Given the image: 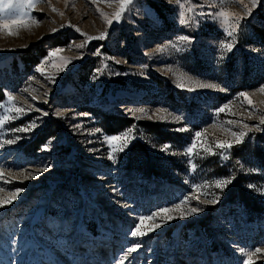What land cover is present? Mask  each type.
Instances as JSON below:
<instances>
[{"label": "rangeland", "instance_id": "374dc122", "mask_svg": "<svg viewBox=\"0 0 264 264\" xmlns=\"http://www.w3.org/2000/svg\"><path fill=\"white\" fill-rule=\"evenodd\" d=\"M17 3L20 22L5 17L7 26L0 28V114L5 108L11 109L9 116H17L15 107L30 110L0 126V200L22 189L0 207V264H115L137 242L141 248L124 264H243L245 258L264 264V251H255L264 249V199L246 188L249 183L264 188V0L255 7L252 0H131L110 25L118 0ZM181 3L185 18L189 7L202 4L211 8L197 11L223 8L243 15L251 8L252 15L229 35L231 15L215 22L201 17L199 27L178 24ZM101 32L104 39L83 35ZM182 33L195 40L176 52L166 42ZM222 40L233 49L227 51ZM82 43L83 48L77 46ZM52 48L60 51L38 71L36 65ZM210 84L220 88L198 87ZM240 92L249 94L252 105L236 95ZM222 105L224 110L216 112ZM176 115L185 119L174 121ZM185 123L187 131L175 130ZM253 123L259 127L243 144L228 151L216 145ZM22 126L28 130H19ZM197 131L195 148L186 154ZM114 134H126L129 142L112 143V160L104 138ZM17 136L15 143H5ZM165 142L171 147L161 151ZM252 167L262 171L252 173ZM226 177L232 180L222 202L205 203L219 191L215 180ZM189 193L199 194L204 212L167 221L143 237L129 235L136 223L146 231L163 214L142 222L138 216L150 217ZM190 206H195L191 198L181 209Z\"/></svg>", "mask_w": 264, "mask_h": 264}, {"label": "snow or ice", "instance_id": "6c2138e0", "mask_svg": "<svg viewBox=\"0 0 264 264\" xmlns=\"http://www.w3.org/2000/svg\"><path fill=\"white\" fill-rule=\"evenodd\" d=\"M221 2H223V0H221ZM118 3L120 5V7L118 8V10L116 11V13L109 19H107V23L110 25L112 24L113 20H120L122 13L125 11L126 7L131 3V0H118ZM257 4V0H252V5L253 7H255ZM209 7L211 8V5H192L191 7L188 8V12L190 13L189 18H185V11H184V4H180L179 5V12H178V20L176 21L178 24L182 25V26H187L190 27L192 23H195L197 25V27H199V18H204L205 22L208 21H212L215 22V20L217 19H223V20H228L230 15H231V20L232 23L229 25L230 28H232V32L229 33V35H234L239 28V21L244 20L246 17H251L252 15V9L251 8H246V12L243 15H236L234 13L230 14L229 12H227L225 9L221 8L219 11L213 12V11H208V12H204V11H197V8H204V7ZM21 7V5L19 3H17V0H2V2H0V28L6 27L7 23L5 21V17L9 18V22L10 23H19L20 19H21V15L19 14L18 10ZM144 11H145V18L148 19L151 22V17H152V12L151 9L148 6L144 7ZM72 27L76 28L75 25H72ZM53 31H57V29H53ZM77 31H79V29L77 28ZM86 36V38L88 40H93V39H104L106 37V33L105 32H101L99 34V36L97 37H93V36H87V34H83ZM195 40V37L193 35L190 34H180L175 36L174 41L173 40H169L166 43L168 45H170L176 52H180L182 50H184L185 45H191ZM220 44L227 50V51H231L234 47V45L231 42H225V41H220ZM80 48H83L84 45L83 43L80 45H77ZM160 50H163L164 45H160L158 46ZM255 51V49H253ZM60 49L59 48H52L49 49L48 51V55L45 56L41 62L39 64L36 65V69L38 71H43V69L41 68V64L44 63V61H46L50 56H52L53 54L59 52ZM84 55L83 52H81L80 56L82 57ZM219 59H223V53L220 54V56L218 57ZM70 63V61L68 59L64 60V66L67 67V65ZM119 63V62H117ZM59 67V66H58ZM94 71L99 72V69H95ZM140 75H145V73L141 72ZM29 79H32V77H30ZM93 79H95V76L93 77ZM200 86H205V87H211L213 89H217L220 88V85L218 84H210V85H198V87ZM181 87H184V85H181ZM260 89L264 90V84L260 85ZM190 91H195V89H189ZM224 91H227V89H223ZM4 95L7 97V101L11 102L12 101V96L10 93L5 92ZM237 96H242L245 100H247L249 105H252L253 101L249 98V94L247 92H240V93H236ZM4 102H0V105H2ZM225 108L224 105H222L219 108H216L215 111L216 112H220L223 111ZM17 116H9L7 115L8 111H11V109L5 108L4 110V114H0V126H3L5 124L6 121L9 120H14L16 119L20 114L29 111L30 109L28 108H21V107H15L14 108ZM126 112H129L133 118H135V113L131 111V109H124ZM159 111H164L165 109L161 108L158 109ZM139 111L143 112V109H139ZM46 114V113H45ZM56 115H59V113H56ZM83 115H88V114H83ZM174 121H181L184 120L185 117L183 115H176L173 116L172 118ZM236 123H242V121H237ZM260 125H264V116L260 117ZM36 124L35 122H31V127H35ZM259 127L258 124L253 123L251 125H247L244 124L243 128L238 131V132H232L231 139H224V140H217L216 141V145L218 146L219 149H222L224 151H228L230 150L234 145H239V144H243L245 142V137L249 135V132L252 129H257ZM189 128V124L185 123L181 128L175 129L176 131H187ZM18 129H12L9 128L7 129V131H12L15 132ZM19 130H24L27 131V128H24L22 126L21 129ZM94 131H99L98 129L94 130ZM201 133L199 131H197L195 133V137H193L191 144L189 146H187L186 148V154H191L195 148L196 145V137H200ZM0 136H2V134H0ZM20 137H15L14 140H7L5 141V143H15L16 140H19ZM105 141L108 143L109 145V151H108V156L109 159L114 160L115 157L113 155V151L111 149V145L114 141H119L122 144H127L129 142V137L126 134H114V135H107L105 136ZM43 148H47L48 145L45 144L42 146ZM171 147V142H165L164 144L161 145V151H167L168 148ZM201 147H203V145H201ZM89 151H92V149H89ZM121 151H123V149H121ZM209 152H212V149L209 148L208 149ZM221 156L223 157V152H221ZM189 167L190 169H195L196 165L193 164V162L191 160L188 161ZM50 167V165H45L44 168ZM44 169L42 168L41 171H43ZM250 172L252 173H256L258 174L259 172L262 171L261 168L259 167H252L249 169ZM38 174V173H36ZM232 178L231 177H226L223 179H217L215 180L214 184L215 187L219 189V191H216L214 193H211L212 195V199L210 201H207L205 203H210L213 205H219L222 202V196L224 193V189L228 187V185L231 183ZM207 182H205L206 184ZM191 188L193 189L194 192L199 193L200 191V186H198L197 184L193 183L191 185ZM246 188L253 190L261 199H264V188H260L257 189L253 183H249L246 185ZM22 191V189L20 188H16L14 190V194L11 198H9L8 200H0V207H3L5 204H9L11 203L12 199L16 198V194L20 193ZM113 192L116 191L115 188L112 189ZM205 195H209L210 193L205 192ZM192 199L195 201V206H190L188 208H184L181 209V205H183L186 201H189V199ZM202 202L199 200V194L197 195H192L191 193L187 194V195H183L182 198H180L178 200V202L176 203H172L168 206H164V207H160L157 208L153 211H151L150 213V217H146L145 215H140L138 216L136 219L140 222L144 221L145 219L148 218H155L158 216V214H163L162 217H160L159 222L157 223H153L152 225H150L146 231H139L138 229H140L141 224L138 222L135 224V227H132L130 229L129 235H131L132 237H143L145 235H147L148 232H153L155 229L160 228L161 224H165L167 223V221H171L174 219H186L189 216H196L197 214H200L202 212L205 211V208L201 207L200 204ZM123 207L127 208L128 205L124 204ZM173 210H179L178 212V216H173L171 214V212ZM13 243H15L16 241L13 240ZM141 248V244L140 243H131L129 245V247L127 248V250L123 251L120 254L119 259H117L115 261V264H124V261L128 259L129 253L134 252L136 249ZM242 255L245 253V249L244 248H238L237 249ZM255 251L260 252V251H264V249L261 248H256ZM248 256H251V252L247 253ZM13 264H15V262H13ZM191 264H196V261H192ZM243 264H249V261L247 258L243 259Z\"/></svg>", "mask_w": 264, "mask_h": 264}, {"label": "trees", "instance_id": "16d2710c", "mask_svg": "<svg viewBox=\"0 0 264 264\" xmlns=\"http://www.w3.org/2000/svg\"><path fill=\"white\" fill-rule=\"evenodd\" d=\"M161 132V131H160ZM160 134H162L163 135V133H160ZM230 200L231 201H235V198L232 196L231 198H230ZM245 201H247L246 199H245ZM247 204L249 203V202H246Z\"/></svg>", "mask_w": 264, "mask_h": 264}]
</instances>
